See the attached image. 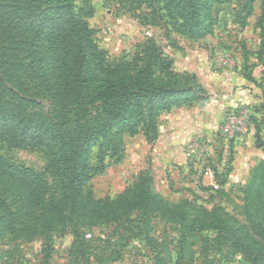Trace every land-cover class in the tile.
Wrapping results in <instances>:
<instances>
[{
  "label": "rangeland",
  "instance_id": "rangeland-1",
  "mask_svg": "<svg viewBox=\"0 0 264 264\" xmlns=\"http://www.w3.org/2000/svg\"><path fill=\"white\" fill-rule=\"evenodd\" d=\"M152 1L85 0L83 20L107 64L155 43L187 94L159 109L153 142L139 129L93 141L72 200L44 151L0 143L8 165L44 184L0 177V264H264V0H212L195 37ZM26 89L24 109L47 116L53 100L34 79ZM147 191L152 206L119 216Z\"/></svg>",
  "mask_w": 264,
  "mask_h": 264
},
{
  "label": "trees",
  "instance_id": "trees-1",
  "mask_svg": "<svg viewBox=\"0 0 264 264\" xmlns=\"http://www.w3.org/2000/svg\"><path fill=\"white\" fill-rule=\"evenodd\" d=\"M131 1L138 6L143 3ZM162 1L177 18L178 28L191 37L202 31L201 15L212 3ZM75 2L0 0V143L44 151L61 194L70 200L80 195L86 182L84 162L93 141L115 145L124 132L139 129L146 141L153 142L159 109H169L177 92L187 94L177 87L179 76L152 41L130 64H107L83 20L88 5L82 0L75 11ZM32 79L37 92L53 100L47 116L23 107L30 100L25 82ZM11 176H23L19 180L27 187L44 189L37 175L16 169L0 157V177ZM153 199L147 191L137 206L125 201L119 216L142 204L150 207ZM230 236L243 252L233 232Z\"/></svg>",
  "mask_w": 264,
  "mask_h": 264
},
{
  "label": "built area",
  "instance_id": "built-area-1",
  "mask_svg": "<svg viewBox=\"0 0 264 264\" xmlns=\"http://www.w3.org/2000/svg\"><path fill=\"white\" fill-rule=\"evenodd\" d=\"M228 132V129L225 128L224 129V133H227ZM206 155V148L205 147H201L200 148V154H199V158L200 159H203V157ZM206 175L207 177H209L210 179V187H212L214 190H217L219 189V187L216 185V183L213 181V172L210 170V169H206Z\"/></svg>",
  "mask_w": 264,
  "mask_h": 264
}]
</instances>
